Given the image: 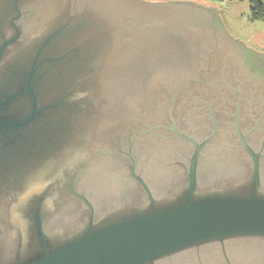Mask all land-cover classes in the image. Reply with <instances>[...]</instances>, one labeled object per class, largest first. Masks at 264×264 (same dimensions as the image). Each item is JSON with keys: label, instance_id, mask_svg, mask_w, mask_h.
<instances>
[{"label": "water", "instance_id": "obj_1", "mask_svg": "<svg viewBox=\"0 0 264 264\" xmlns=\"http://www.w3.org/2000/svg\"><path fill=\"white\" fill-rule=\"evenodd\" d=\"M0 264H264V52L197 0H0Z\"/></svg>", "mask_w": 264, "mask_h": 264}, {"label": "rangeland", "instance_id": "obj_2", "mask_svg": "<svg viewBox=\"0 0 264 264\" xmlns=\"http://www.w3.org/2000/svg\"><path fill=\"white\" fill-rule=\"evenodd\" d=\"M208 3L235 39L257 52H264V21L250 18L247 0H197Z\"/></svg>", "mask_w": 264, "mask_h": 264}, {"label": "trees", "instance_id": "obj_3", "mask_svg": "<svg viewBox=\"0 0 264 264\" xmlns=\"http://www.w3.org/2000/svg\"><path fill=\"white\" fill-rule=\"evenodd\" d=\"M250 8V18L264 21V0H247Z\"/></svg>", "mask_w": 264, "mask_h": 264}]
</instances>
